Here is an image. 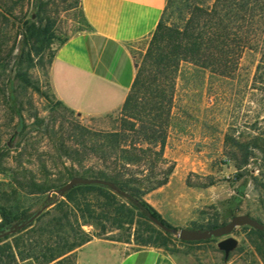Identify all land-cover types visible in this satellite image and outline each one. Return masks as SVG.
<instances>
[{
	"label": "trees",
	"instance_id": "trees-1",
	"mask_svg": "<svg viewBox=\"0 0 264 264\" xmlns=\"http://www.w3.org/2000/svg\"><path fill=\"white\" fill-rule=\"evenodd\" d=\"M77 3L86 22L82 1L77 0ZM15 4L6 7L4 0H0V84L3 82L7 90L8 109L14 119L18 118L17 129L22 132L27 127L24 110L28 92H41L49 98L42 91L40 81L34 78L32 70L37 66L44 67L46 52L54 42L56 33L54 21L42 2L34 14L21 20L16 32H9L8 24L15 26L11 19ZM177 11L180 21L174 22L172 19ZM66 40L63 39L61 43ZM263 45L264 0H167L143 61L139 65L136 61V78L120 111L119 125L110 131L80 128L81 135L90 140L88 150L99 159L100 165H92L81 171L72 167L67 175L53 180H37L26 174L21 178L18 172L8 175L9 181L0 180V231L33 217L45 205H49L27 227L0 239V264H21L30 259L36 264H77L76 253L74 261L68 254L76 252L95 236L116 241L104 236L108 229L107 222L118 228L136 221L145 224L146 235L138 234L136 238L137 243L143 246L165 247L175 240L186 243L214 240L216 237L183 241L170 232L154 227L150 223V214L168 226L172 225L144 196L166 184L172 168L149 186L132 168L145 162L154 167L164 157L177 74L183 61L230 76L246 50L258 49ZM54 56L55 53L51 52L49 66ZM46 76L49 77V69ZM56 104L73 112L61 100H57ZM227 140L243 155L238 168L249 163L254 155L252 149L263 153L264 164V138L252 143L230 136ZM6 147L8 145L2 146L0 143V172L8 174L10 168L5 165V160L9 151L5 150ZM79 154V149L66 151V156L72 158ZM77 160L81 163V159ZM77 175L114 181L128 196L101 184L77 185L62 198L55 193L49 196L51 190L61 187ZM240 176L241 173H237V178ZM262 176L260 182L255 180L263 191L261 204L264 214V173ZM245 189L246 184L233 195L229 217L237 215L246 197ZM247 213L264 221L251 211ZM228 221L220 223L215 220L207 227L194 229L215 228ZM83 224H95L102 233L90 234L82 228ZM243 228L250 229L260 240L262 245H257V248L264 258V230L247 225Z\"/></svg>",
	"mask_w": 264,
	"mask_h": 264
},
{
	"label": "rangeland",
	"instance_id": "rangeland-1",
	"mask_svg": "<svg viewBox=\"0 0 264 264\" xmlns=\"http://www.w3.org/2000/svg\"><path fill=\"white\" fill-rule=\"evenodd\" d=\"M14 2L11 19L15 26L8 24L9 32H16L21 20L34 14L42 2L54 21L56 38L46 52L44 67L32 70L49 98L41 92H28L24 110L27 127L22 132L17 129L18 118L14 119L8 109L7 90L3 82L0 84V143L8 145L5 165L10 168L8 174L0 172V180H11L8 175L13 172H18L21 178L26 174L37 180H53L67 175L72 167L81 171L100 165L99 159L88 150L90 140L81 135L80 128L110 131L119 125L120 112L90 116L58 106L50 78L46 76L51 52H56L63 39L86 28L81 6L77 0H4L6 7ZM179 16L177 11L172 20L179 22ZM151 37L132 43L131 50L138 65L143 61ZM228 136L246 143L264 138V45L246 50L230 76L213 73L190 62L181 63L164 157L154 167L145 162L132 168L146 186L161 179L172 168L168 182L144 196L172 227L199 228L215 220L220 223L230 220L232 197L245 184L246 197L237 214L251 211L264 220L263 191L255 180H263V153L252 149L254 155L249 163L238 168L243 155L228 142ZM71 149H79L80 154L74 158L66 156V151ZM77 159H81V163ZM237 173H241L239 178ZM144 226L136 221L118 228L107 222L104 236L116 239L127 252L145 247L136 241L138 234L146 235ZM82 228L90 234L102 233L95 224H83ZM232 235L239 244L227 259L218 246L224 237L201 243L175 240L169 246L154 247L171 254L178 264H264L257 248L262 243L250 229L240 226ZM75 253L68 254L72 261ZM21 264L36 262L30 259Z\"/></svg>",
	"mask_w": 264,
	"mask_h": 264
},
{
	"label": "crops",
	"instance_id": "crops-1",
	"mask_svg": "<svg viewBox=\"0 0 264 264\" xmlns=\"http://www.w3.org/2000/svg\"><path fill=\"white\" fill-rule=\"evenodd\" d=\"M86 28L61 43L49 66L52 91L79 113L120 112L137 74L132 43L151 37L167 0H81ZM77 264H178L162 249L124 251L95 236L76 250Z\"/></svg>",
	"mask_w": 264,
	"mask_h": 264
},
{
	"label": "water",
	"instance_id": "water-1",
	"mask_svg": "<svg viewBox=\"0 0 264 264\" xmlns=\"http://www.w3.org/2000/svg\"><path fill=\"white\" fill-rule=\"evenodd\" d=\"M80 184L106 185L111 189H113L114 191L120 193L121 195L125 197L128 196V193L126 191L121 190L114 181L101 179V178L84 177L81 175L74 176L61 187L51 190L49 196L55 193L58 195L59 198H62L65 196L67 191ZM48 207L49 205H45L33 217L21 223H15L7 230H1L0 239L8 235H11L13 233H17L18 231L24 229ZM149 218L159 228H161L166 232H170L174 234L178 239L183 241H200V240L210 239L212 237H217V238L224 237L222 240L218 242V246L221 250L225 252L226 259L230 256L231 252L237 248L239 244V240L232 235L236 228L247 225L258 230H264V221H260L259 219L253 217L248 213L234 215L233 217L230 218V220L227 223L222 224L215 228H207V229H194L187 227L176 228V227L168 226L160 218H158L153 214H150Z\"/></svg>",
	"mask_w": 264,
	"mask_h": 264
}]
</instances>
